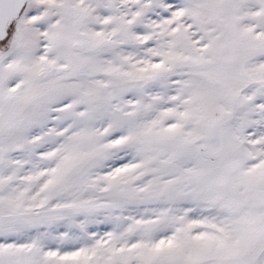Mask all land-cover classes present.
Returning <instances> with one entry per match:
<instances>
[{
    "label": "snow or ice",
    "instance_id": "obj_1",
    "mask_svg": "<svg viewBox=\"0 0 264 264\" xmlns=\"http://www.w3.org/2000/svg\"><path fill=\"white\" fill-rule=\"evenodd\" d=\"M0 264H264V0H0Z\"/></svg>",
    "mask_w": 264,
    "mask_h": 264
}]
</instances>
